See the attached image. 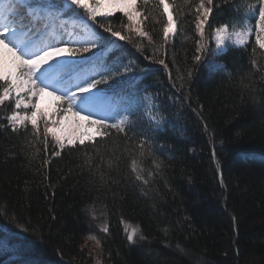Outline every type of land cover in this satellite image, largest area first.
<instances>
[{"label": "trees", "instance_id": "1", "mask_svg": "<svg viewBox=\"0 0 264 264\" xmlns=\"http://www.w3.org/2000/svg\"><path fill=\"white\" fill-rule=\"evenodd\" d=\"M198 2L168 0L174 47L164 44L167 17L158 0L136 5L151 43L125 29L131 43L105 46L108 63L131 60L137 70L100 87L134 131L153 135L150 147L140 148L143 137L133 131L125 137L112 130L54 157L51 143L44 148L43 125L39 136L30 126L13 133L5 127L13 104L0 105V264H96L90 236L101 241L100 264H264V49L254 34L246 46L231 43L178 91L168 73L192 67ZM255 2L234 0L215 13L213 26L234 18L236 30L245 21L253 28L247 6ZM51 10L60 15L47 28L19 36L41 43L69 32L86 38L85 25H92L82 13L64 0ZM108 22L113 30L128 23L119 11ZM161 116L162 130L151 132L152 117Z\"/></svg>", "mask_w": 264, "mask_h": 264}, {"label": "snow or ice", "instance_id": "2", "mask_svg": "<svg viewBox=\"0 0 264 264\" xmlns=\"http://www.w3.org/2000/svg\"><path fill=\"white\" fill-rule=\"evenodd\" d=\"M144 2L147 3V0ZM233 2L234 0H221L220 3L215 0H199L193 15L195 33L199 38L195 40L191 55L192 67L176 77L170 71L168 73L169 80H173V87H177L176 81H179L178 91H183L186 84L191 85L195 69L206 63L211 65L212 59L231 43L246 46V38L254 34L255 44L264 49V0H256L255 4L247 6L249 13L255 14L253 28H249L245 21L240 25L241 30L237 31L234 18L218 20L213 26L215 13L221 12ZM53 3L54 0H0V104L6 100H14V108L7 117L8 125L5 127H10L15 133L21 127L27 132L30 126L32 134L39 136L43 125L44 148L47 150L51 143L54 157L60 156L65 148L72 151L77 149V144L85 145V138L93 139L92 136L85 137V134L75 138L61 135L69 114L95 126L101 138L109 136L112 130L125 137L129 131H133L134 135L143 137L140 148L143 149L146 145L150 147L153 135L145 130L134 131V125L128 123L123 116L115 122H109L110 118L103 115L94 118L99 112L111 109L108 90L100 86L137 70L131 60L124 62L118 58L108 63L104 58L106 43L113 47L121 46V41L131 43V35L123 34L125 29L140 37H148L150 43L152 41L148 33L140 28L137 0H64L65 5H69L74 13H82L92 25L91 28L85 25L86 38L81 39L69 32L67 39L53 37L39 46L32 40L20 39L21 31L27 29L28 32H38L42 26L47 28L50 20L59 18L60 13H53L51 10ZM32 4L36 7H31ZM105 5L108 7L105 8ZM158 7H162L163 14L167 17L163 28L164 44L174 47L169 37L170 34L172 37L177 35L176 19L170 11L168 0H158ZM102 8L105 9L103 12ZM117 11L123 13L128 23L122 25L120 30H113L108 18ZM98 17L102 19L98 20ZM104 33L109 35L105 36ZM206 35L215 41L216 47L209 46ZM156 51L159 52L160 49L157 48ZM158 63L168 70L165 59H160ZM252 63L255 64V60ZM45 95L54 98L53 106L48 111L40 107ZM127 110L125 107L124 111ZM83 112L88 114L81 115ZM152 121L151 132L162 130L163 116L159 120L152 117ZM79 126L77 123V127ZM133 171H136L135 161ZM137 179H142L139 173ZM102 232L108 234L109 227L103 226ZM135 232L133 229L132 233ZM91 238L96 240L97 245L101 243L95 236ZM126 240L132 242L134 235L128 234Z\"/></svg>", "mask_w": 264, "mask_h": 264}, {"label": "rangeland", "instance_id": "3", "mask_svg": "<svg viewBox=\"0 0 264 264\" xmlns=\"http://www.w3.org/2000/svg\"><path fill=\"white\" fill-rule=\"evenodd\" d=\"M108 5H105V8H107ZM105 9L102 8V12ZM247 26L249 28H251V25L248 23ZM239 31V30H237ZM248 38V37H247ZM246 38V40H247ZM239 45V44H237ZM9 101V100H6ZM53 101L54 98L53 97H48V96H44L42 101H41V105L40 107L42 109H44L45 111H48L50 109V107L53 106ZM11 104H13V108H14V100L10 101ZM2 105V104H0ZM115 109L114 107H112L110 110H105V111H101L98 113L97 117L94 118H98L100 115L103 116H107L110 118V120L113 119H119L121 117V114H117L114 113ZM87 112H83L81 113V115H87ZM77 123H79V127H77ZM81 134H85L86 136H92L95 137L97 136V132H96V128L95 126H91L87 124V121H79V118L72 116L71 114H69V119L65 122L64 126H63V130L61 132V135L65 136V137H69V138H75V137H80ZM50 135V134H49ZM88 140L87 138H85V141ZM90 236L87 239L88 242V246L90 247V249L92 250V253L95 254V260H96V264H100V260L101 258V248L99 245H97L96 240L92 239Z\"/></svg>", "mask_w": 264, "mask_h": 264}]
</instances>
